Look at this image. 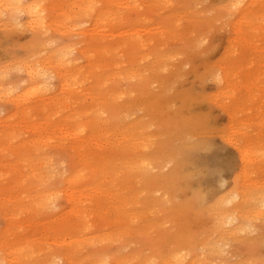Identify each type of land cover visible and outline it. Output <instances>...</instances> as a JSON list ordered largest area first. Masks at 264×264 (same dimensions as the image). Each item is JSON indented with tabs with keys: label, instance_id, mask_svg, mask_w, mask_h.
I'll return each instance as SVG.
<instances>
[{
	"label": "rangeland",
	"instance_id": "1",
	"mask_svg": "<svg viewBox=\"0 0 264 264\" xmlns=\"http://www.w3.org/2000/svg\"><path fill=\"white\" fill-rule=\"evenodd\" d=\"M52 1L56 3L58 10H52L51 2L47 0L41 2V6L44 8L43 14L46 17V27L38 32H34L37 29L30 30L25 26L28 22L25 15L18 16L17 24L19 25L6 27L0 24V79L2 82H0V86L3 84L0 87V164L10 165L18 154H24V152L42 157L47 156L53 164L51 167L52 179L49 181V187L52 189L50 194H52L53 199L45 209L39 212L36 219L46 223L53 219L56 211L61 212L69 209L71 192L69 189L61 187L63 181L60 182V180H62V175L68 172V168L75 158V151H71L69 147V142H73V137L67 134L59 138L55 133L49 132L44 141L40 142L36 132L23 123L22 117L25 114L19 112L24 111L28 114L30 111H40L44 104L53 101L64 105L63 110L65 111L74 109L75 102L83 104L84 99H86V87L89 86L91 78L87 72L93 70L86 58V55H90L94 56L97 63L95 70L100 73L101 70L97 66L101 65V62H110L108 72L104 73V77L115 76L118 69H112L114 62H122L121 76L117 81L110 80V82L112 81L111 89L114 92H119L112 99V104L113 111H121L122 109L124 112L127 111L125 116L128 114L126 121L128 125L135 124L134 122L130 123L133 119L135 122L138 120L136 125L137 123L143 125L145 123L146 127L149 126L150 129H145L146 132L143 125V128L137 126L146 135V139L150 137L157 142L163 140L162 143L169 142L168 139L172 137L170 140L172 143L181 144V140L179 139L180 143L176 139L180 138L182 133L183 135L187 133L188 135L185 136L189 137V140L193 138L190 141L193 140L192 142H196V145H200L201 148L202 145L208 147L210 152H208V148L203 147L204 149L201 150L207 153L206 155L203 152L201 154L199 149L193 148L195 144L191 142V146L193 145L191 150L193 152L195 150L193 162H196L194 164L190 162L189 165L186 163L185 167L183 166L186 171L183 170L184 168L182 171L186 174L184 176L188 177V173L200 167L196 172L190 173L191 175L199 174L198 177L194 175L195 179L197 178L194 184L186 178L179 180L181 182L178 180L173 182L168 178V215H162L160 211L153 210L151 213L154 214L150 212L149 214L154 219H151L152 222L154 221L151 222L152 225H155L146 224L147 228H150L149 230H146L145 224V230L137 231L136 226L137 232L135 229L132 230V232L135 231L133 233L130 232L131 229L128 230L130 233L123 240L89 245L83 254L98 251V254L116 252L120 256L128 257L129 255L132 258L135 253L147 256L156 250L159 251L160 248L165 249L164 252L168 251L170 254L173 248L184 245L185 252L191 254V257L196 256L197 259L199 257L205 259L206 257L208 261L211 259L213 264H264V209H261L260 214H258L259 209L254 208L257 205L252 206L254 209L248 205L249 214L253 215L254 210H258L255 220H252L251 214L247 213L251 217L246 222L251 225L249 226L253 230L251 229L252 232L247 230V232H241L237 235L230 234L234 239L237 237L238 241L226 236V238L231 239L229 241L223 236L228 235L225 234V231L230 230V227L227 224L224 225L227 226L228 230H226L220 222L222 216L218 215L220 206L222 207L221 214L223 210L226 211L228 206L237 205V200L241 198L239 195L244 190L241 191V194L239 191L249 185L248 181L250 184L253 183L252 187L256 183V187L254 186L252 191L258 192V194L262 192L261 194L264 195V190L261 192L256 191L259 189L255 190V188L264 189V0H92L95 9L91 11H89L91 5H87V0ZM243 8L245 9L242 15L240 10ZM254 14H256L255 17L259 15L256 22L255 17H253ZM243 17L244 19H242ZM134 40L140 41L138 49L131 46ZM143 42L146 47H140ZM127 44L131 45L127 47ZM54 49H63L68 52L66 54L72 51L71 55L68 56L69 60L76 64V68L67 73V86L59 88L61 77L50 74L39 80L50 93L43 97L27 98L23 100L21 107L11 103L13 96L21 94L26 85L29 84L28 75L24 69H21L23 68L21 66L26 63L29 64V61L32 62L30 65L33 63L36 65L42 57L43 59L46 58ZM134 54L138 55L132 58ZM159 54L162 57L159 63L161 69L156 68L159 70L152 72L153 69L151 68L158 60ZM33 58L39 60L34 61ZM19 61H22V64L19 65ZM58 71L64 72L66 69L61 66ZM76 71L82 73L77 74ZM136 71L139 72L136 73ZM138 74L146 76V78L144 76V81L141 79L143 75L139 78ZM139 79L141 80L138 81ZM248 81L249 84L247 85ZM146 85H148L147 88ZM246 91H249L250 97L246 96L244 93ZM138 104L142 105L139 106ZM132 105L137 107H133V109ZM29 114L33 116V119L42 118L41 114ZM61 125L69 126V120L62 118ZM188 126L189 128L194 126L196 130L193 129L194 127L189 129ZM180 129L184 131L181 132ZM163 131L168 136H165ZM179 132L181 135L178 134ZM190 133L196 135L197 141L194 136H189ZM128 134L125 137L129 143L128 141L126 142L128 145L124 143L125 153L122 149L123 155L121 157L124 158L125 154V158L131 159L132 156L130 157V155H134L135 152L132 153L130 149H134L132 146L138 137H135L134 140L130 133V139ZM85 135L83 134L82 137ZM162 136H165L163 137L165 141ZM187 137L182 136L181 138H185L188 143L190 141ZM130 140L132 142L134 140V143ZM204 140L206 143L208 140L211 141V143L208 142L209 146L204 142L201 143ZM45 141L50 142L49 145H45ZM138 141L142 142L140 138ZM199 142L201 144H198ZM160 143H158L160 148L161 146L164 148L163 145L167 144L166 142L161 143L162 145ZM172 143L167 144L169 157L166 155L167 151L164 153L168 160L171 159L170 162L173 158L171 156L174 155L171 151L172 148L181 146L174 145L175 143L172 146ZM189 145L188 143L187 147H190ZM211 145L214 147L213 149ZM167 146L165 145V149ZM254 148L255 150H253ZM249 150H252L255 155L260 153L255 156L251 154V151L248 152ZM126 151L129 153L127 154ZM71 154L73 155L71 156ZM243 157L248 158L247 161L245 159L246 163L242 161ZM250 159L252 163L253 161L255 163L254 166L251 164L252 170L254 168L255 171H250L251 168L246 167L247 163L251 161ZM49 162L43 161V163ZM199 163L204 164L200 166ZM243 166L246 168L245 170ZM170 167L171 164L168 165V170ZM247 168L249 172H247ZM211 172L212 174L214 172L215 175H212ZM204 174L209 176L205 177ZM241 176L246 180L244 181ZM200 177L203 179L201 180ZM257 181H259L258 184H261L258 185ZM38 182L40 181L36 179L30 183V190L34 194L41 191ZM158 184L149 187L151 189L157 187L152 189L153 191L149 194L151 189L148 188L149 191L146 190L147 192H145L144 183L142 186L138 185V188L135 185L136 189L135 186L134 189H143L145 196L157 194L155 196L157 197L160 196L161 191L156 193L154 191L160 190L159 186L162 183ZM7 185L11 187L13 183L10 182ZM242 185L245 186L242 188ZM0 186L2 189V184ZM180 187L183 190H180ZM237 189L239 190L237 191ZM245 190L249 192L250 189L246 187ZM201 191L203 193L199 194L198 192ZM255 192L253 195H256ZM198 194L200 195L199 198H197ZM202 195L206 197H202ZM253 195L250 196L254 197ZM14 196L17 200L22 199L23 191L19 186L16 187ZM261 196L260 199L262 200L264 197L261 198ZM257 197L259 198V195ZM0 199H4V197L0 195ZM142 199L145 197L141 196ZM145 201L146 199L142 201V204L145 205ZM0 202L2 203L1 200ZM218 203L224 205L218 206ZM144 205L142 208L145 209ZM2 207L3 205L0 206V233L7 228V223H9L7 220L9 221L10 218V216H6V210ZM214 213H216L215 217ZM261 213L263 217L256 218L258 215H262ZM217 216L218 218L221 216L220 221ZM248 216L247 218H249ZM215 218L222 225L223 228L219 225L222 232H220L221 228L218 230L217 227L219 226L215 225L217 224ZM27 219H24L23 216L17 223H23L28 227L26 233L31 231L28 233V236L29 234L31 236L36 231L33 230L32 226H29L31 224L30 219L28 220L29 224ZM143 222L144 220L139 222L141 228ZM214 222L216 223L214 224ZM30 228L32 229L30 230ZM219 232L224 234H221L222 240L218 245L217 241L219 242V240H216L217 237L215 238V236L216 234L219 236ZM166 239L168 242L165 241ZM223 239L229 242L226 241L227 247L225 245L223 246L225 248L220 249L221 245L224 244ZM213 240L216 241L213 242ZM210 241L213 244L216 242L217 246H213ZM208 242L209 244H207ZM52 243H54L53 240ZM156 243L158 244L156 245ZM109 245L112 247L108 248ZM211 245V248L214 249L215 247L214 250L210 248ZM207 247L216 253L217 251L218 253L222 251V253L213 254L215 252L212 253ZM217 247L218 250L216 251ZM54 248L56 249L55 245L52 249ZM207 250L212 253L210 257L211 254L208 252L210 258L203 256ZM5 253L9 254V251L0 249V260L2 259L0 264H8L5 262ZM65 259L58 260L57 258L54 264H68L67 259ZM210 261L209 263H211ZM42 264H51V261L44 260Z\"/></svg>",
	"mask_w": 264,
	"mask_h": 264
},
{
	"label": "bare ground",
	"instance_id": "2",
	"mask_svg": "<svg viewBox=\"0 0 264 264\" xmlns=\"http://www.w3.org/2000/svg\"><path fill=\"white\" fill-rule=\"evenodd\" d=\"M43 1L44 0H0V24L6 27L8 26L13 27L15 25H19L17 24L18 16L25 15L28 18L27 19L28 22L25 24V26L29 28L30 30L37 29L34 32L36 31L38 32L40 29L46 27L45 25L46 17L43 14L44 8L41 6V2ZM47 1L51 2L52 10L54 11L58 10V6L56 5V3H54L52 0H47ZM86 3L89 6L91 5L89 11L95 9V4L93 3L92 0H87ZM49 7L51 6L49 5ZM244 9L245 8L240 10L242 15L244 13L243 12ZM255 15L256 14H254L253 17H255ZM99 18H101V16H99ZM258 18H259V15L258 17H255V22H256V19ZM242 19H244V17ZM144 42L141 43L142 46L140 47H146V44H144ZM150 42H152V40H150ZM41 43L43 44V42ZM139 43L140 41L134 40V43H132V45L127 44V47L131 45L132 47L134 46L135 49H138L137 47ZM88 45H90L89 42H88ZM147 46H148V43H147ZM54 50L46 58L43 59L42 57V59L38 61L36 65H33L34 63L30 65L32 62L30 63L29 61V64L25 62L26 64L21 66L23 67L21 69H24L28 75L29 84L26 85V88L24 89V91H22L21 94L13 96L11 103L15 104L17 107H21V103L24 102L23 100L27 98L43 97L47 93H50V91L46 89L45 85L39 82L40 78L48 76L50 74H55L57 76L59 75L62 78V79L60 78L59 88L67 86L68 84L67 73L69 71L75 70L76 68V64L72 63V60H69V56H68V55H71L72 51L71 53L69 52V54H66L68 52L64 51L63 49H54ZM143 51L145 50L143 49ZM138 54H134L132 58H135V55H138ZM158 56H159L157 58L158 60L155 61V64H153V67L151 68L153 70L149 69L152 72L161 69L159 68V63L161 62L162 57H160V54ZM86 58L90 62L91 68L93 67V70L90 72H87L88 75L91 76V78H90L89 86L86 87V92H85L86 99H84L83 104H79L78 102H75L74 109L72 110L67 109L65 111L63 110L64 105H60L58 103H55V101H53L51 103L44 104L43 108L40 111H35V112L30 111L29 112V113L41 114L42 115L41 119H33L32 115H30L29 113L26 114V112L24 111L19 112L21 114H25V116L22 117L23 123L27 124L30 129L36 132V134L39 137L40 142L44 141V138H46L45 137L46 134L49 132L55 133V135L56 136L58 135L59 138H62L66 136L67 134L68 136L73 137V142H69L70 144L69 147L71 151H75L74 152L75 158L72 160V163L68 168V172H66V174H63L61 177L62 180H60V182L63 181L61 187L65 189H69L71 192L69 195V207H68L69 209L65 211H61V212L56 211L53 219L51 221H47L46 223L39 222L36 219V217L39 215V212H41L51 203V200L53 199L52 194H50L52 189L49 187L50 185L49 181L50 179H52L51 167L53 166V164H51V159L48 158L47 156L42 157L40 155H31L29 154L30 152H24V154H18V156L14 159L12 164L10 165L0 164V183L2 184V189L0 186V189H1L0 195L4 197V199H0L2 201V203L0 202L1 203L0 206L3 205L2 208L6 210V213H7L6 216H10L9 221L7 220V222H9L7 223L8 225L7 228L3 230L4 232L1 231L2 233H0V249L3 251H7V250L9 251V254L5 253L6 254V257L4 256L5 262H7L8 264H14V263L42 264L44 260H49L51 261V264H54V262L56 263L57 258L58 260H62L66 258L68 261V264H128V263H132V264H213L210 261L211 259L209 260L211 263H209V261L206 259L205 256L210 258L212 256V253L215 252V251H212L215 249V247L214 249L211 247L212 245L217 246V243L219 245V243L221 242L222 239L220 236L221 234H224V233H220V232H222V228L225 227L224 225L227 224L230 227V230L226 228L227 226L225 227V229L228 231H225L223 229L225 231V234L226 233L228 234V235H223L225 236V238L226 236H230V234L237 235L238 233H241V232H247V230L248 231L250 230V232H252L253 229L250 228L251 225L249 224L250 225L249 226L248 222L246 221H248V219H250L251 216L253 217L254 214H255L254 217L253 218L251 217V219L255 220L254 218L257 215L258 210L255 211L256 210L255 209L253 215L250 213L251 216H248L247 213L249 214L250 211L249 212L247 211L248 209L247 207L249 206L254 207L257 205L254 208L259 209L258 214H260L261 209L262 210L264 209V201H262L264 198L262 200L260 199L261 195H262L261 198L264 197V195L261 194L262 193L261 191H263L264 189L255 188V190L259 189L256 191H260L261 195L258 194V192L256 193L255 191H252L254 189L253 187L254 186L256 187L255 182H254L255 183L254 186L252 187L251 185L253 183L250 184L248 181L250 188H248L249 186L248 184H247L248 186H245L246 184L242 185V188L244 186L245 187L244 189H241L239 191L240 194H241V191L243 190H244L243 193L245 191L246 192L244 194L242 193L241 195H239L241 196L240 200H237L235 198V200L238 201L237 205L233 204L231 207L226 206L227 207V209H225L226 211L223 210L222 213L220 214V211L222 209L220 205L223 206L225 203L224 201H222L224 204L222 203L220 205L219 203L217 204L221 208L220 211L218 210L219 212L218 215L222 216L221 218L222 220L220 221L219 219L221 216L219 218L217 216V218L223 224V227L220 224V222H218V220L215 218L217 221L215 219L214 220L217 222V224H215L216 222H214V224L217 226L220 225L222 227L221 228L220 226L219 227L216 226L217 228H219L218 230H220L221 228L219 232L220 235L217 236L218 233L216 232L217 234L215 236V238L217 237L216 240L218 239L219 242L217 241V243L215 242L213 244V242L216 240H213V242L210 241V243H212V245L210 246L212 250L208 247L207 248L209 251L211 250L212 253L207 250L206 252L207 253L209 252L211 255L209 253L204 254L203 256L205 257V259H203L202 257L201 258L199 257L200 259L199 258L197 259L196 256L191 257V254L185 252L186 248L183 244H182L183 245L182 247L180 246V247H175L173 249L171 248L172 250L170 254H168V251L164 252L165 249L160 248L159 251L157 250L154 252L151 251L152 254L150 253V255H147V256L141 253L138 255L137 253H135V255H133L132 258L131 256L129 257V255L128 257L120 256V254H117L116 252L110 253V254L109 253L108 254L107 253L98 254L99 252L98 251L96 252L97 254L96 253H90V254H85V255L83 254L85 248H87L89 245H97V244H105V243H109L113 241H121L128 235V233L130 232L133 233L136 231V229L137 231H140V229L145 230V227H146V230L147 229L149 230L150 228H147V225H152V223L154 222V221L153 222L151 221L152 219L151 214H154V213H151L153 210H156L158 212L160 211L162 215H168V212H169L168 211V199H169L168 198V178H170L173 182H175V180L179 181V180H182L183 178H186L188 181L190 180V183L191 182H193V184L196 183L197 178L195 179L194 175L198 177L199 173L198 174L196 173L193 175H191L190 173H194L196 172V170L200 169L198 164L196 163L199 169H195V171L193 172L191 171L190 173H188V177L184 176L186 174L182 171V169L185 167L184 165L186 163H188L189 165L190 162L194 161L195 150L199 149V151H201V154H202L203 151L201 149L205 147L204 145H202V148H201L200 145L199 146L196 145L197 144L196 142L195 143L192 142L193 140L190 141L193 138L189 140L188 139L189 137L185 136V135H188L187 133L185 135H183L182 133V136L187 137V139L190 141L188 142L190 144L189 145L190 147H187L188 143L185 138H181L182 136L176 139L178 140L177 142H180L179 141L180 139L182 142V143L180 142L181 144H176L175 142H174L175 144L172 143L170 141L172 137L170 138L169 136L170 139L168 140L170 144L172 143V146L173 144L181 145V146H177L176 148H172V150L170 149L172 151V154H174L171 156L173 158H172V161L170 162L171 159L169 158L170 160H168L169 155H168V146H167L169 142L165 141V139L163 138L165 136H168L166 135L165 131H163L165 132L164 133L165 136H162V138L167 143L165 144L167 146L166 149H165V145H163L164 148L162 146L160 148V146L158 145V143L160 142L162 143L163 140L160 142H157L156 140H152L150 137H148L149 134L147 135L148 138L146 139L145 137L146 135H144V133L140 131V128H139V127H142L143 124L137 123V125L139 126L138 127L136 125V122L138 121L137 119H136L137 120L136 122L134 121V119L131 120L130 123L134 122L135 123L134 125H131V124L128 125L126 122L128 119L127 117L128 114L125 116V113L127 111L124 112L123 109L121 111H116V110L113 111L112 99L119 92H114L111 89L112 81L110 82V80L113 79V82L117 81L118 78L121 76L122 62H119V61L114 62L112 69H118L115 73V76L104 77V73L108 72V67H109L108 65L110 62L109 63L101 62V65L97 66V68L101 70V73H102L101 74L99 71L95 70V66L97 63H96V60L94 59V56L86 55ZM33 59H35L34 61L39 60V59L36 60V58H33ZM24 60H23V63H24ZM21 62L19 63V65L22 64ZM19 65L17 64V66ZM61 66H63L66 69V71L59 72L58 70ZM156 68H159V69L156 70ZM151 71H149V73H151ZM137 72L139 71H136V73ZM76 73L80 74L82 72L76 71ZM141 75L138 74L139 78L143 77L141 79L144 81L146 76L145 75L141 76ZM141 79H139L138 81H140ZM0 82H1V79H0ZM248 84H249V81L247 82V85ZM2 86L3 84H1L0 87ZM145 87L147 88L148 85H146ZM244 93H246L247 97H250L249 91H246ZM9 95H11V93H9ZM131 107L133 108L134 105H132ZM62 118H64L65 120H69V126L61 125ZM144 125L143 127L145 131V129H147L149 126L146 127V125L145 126ZM195 128L196 127H194L193 129ZM130 133L132 135V139L135 140L136 139L135 137H138L140 138L142 142H139L138 138L135 141V143H134V140L133 142L132 140H130V142L134 143V145L132 146L134 147V149L131 148L130 151L132 153L134 151L135 153L134 155L129 154L130 157L132 156L131 159L125 158V154L123 156L124 158H122L121 156L123 155V153H125L124 151L125 144L127 141L129 143V140H126L125 136L127 134L130 136ZM191 133L189 134V136L192 135ZM83 134H86V135L82 137ZM167 134H168V131H167ZM178 134L181 135L180 132ZM153 135H150V136H153ZM130 139H131V136H130ZM195 140L197 141V138H195ZM165 142H163L162 144H164ZM191 142L192 144H195L196 146L195 145L194 147L193 145L191 146ZM203 142L206 143L205 140L202 141L201 143ZM208 142L211 143V141L209 140ZM208 142L206 144H208L209 146ZM49 143L50 142H47V141L44 142L45 145H49ZM201 143L199 142L198 144H201ZM185 145L187 148L185 147ZM192 147L195 148L194 152L191 150L193 149ZM129 148H130V144H129ZM205 148H208V147H205ZM211 148L213 149L214 147H212L211 145ZM122 149L124 151L123 153H122ZM188 150H191V152H188ZM207 150L208 152H210L209 148ZM253 150H255V148ZM166 151H167L166 155L168 157H165L164 153ZM250 151H251V154L255 155V153L252 150H249L248 152ZM128 153L129 152H127V154ZM206 153L204 154L206 155ZM242 153L244 154L243 150H242ZM169 154L171 155L170 151H169ZM257 154L255 156H257ZM72 155L73 154H71V156ZM251 156H248V157H251ZM196 157L198 158V156ZM197 158L195 159L197 160ZM245 159L246 158H244L242 161H245ZM42 160L50 161V162L43 163ZM201 160H202V156H201ZM259 160L261 161L260 158ZM195 162H193V164ZM250 162L247 163V165L243 163L242 164L246 165V167L248 168H251L250 169L251 171L252 165L255 163L254 161L252 163V160ZM169 164H171V167L168 170ZM186 168H187V165H186ZM243 168L244 170L246 169L244 166ZM183 170H185V168ZM207 172H209V170H207ZM247 172H249V170ZM245 174L246 173H244V175ZM212 175H215L214 172ZM204 176L207 177L209 175L204 174ZM242 178L244 181L246 180L244 179V177ZM36 179L40 181L37 184L41 188V191L38 192L37 194H34V192L30 190V186H31L30 183ZM10 182H12L13 185L11 187H8L7 184H9ZM258 182L259 181H257V184ZM143 183L145 184V187L148 186L146 187L147 188L146 189L143 185V189H145V192L149 191L148 188L150 186H155V185H159L158 183H162V185L159 186L160 190L157 189L156 191H154V193L161 191L160 196L155 197L157 194L155 196H152V195L145 196L143 193L144 192L143 189L135 190L136 189L135 185H137V188H138V185L142 186ZM18 186L23 191V197L20 200L19 199L17 200L14 196V192L16 191V187ZM134 186H135V189H134ZM246 187L247 189H250L251 191L249 190V192H247L248 190H245ZM155 188L157 187H153L152 189L154 190ZM152 189L148 192V194L153 191ZM181 189L182 188L180 187V190ZM200 189L202 190V187ZM238 190L239 189H237V191ZM254 192L256 193L257 196L259 195V198L255 194L253 195ZM198 193L199 194L203 193V191L198 192ZM206 193H204V195H206ZM199 194L197 195V198L200 197ZM214 194H215V191H214ZM204 195H202V197ZM250 195H253L254 197ZM141 196H144L146 199L145 205L142 204V201L145 199L141 200ZM239 196H236V197H239ZM230 198L232 197L230 196ZM254 203L256 204L251 205ZM259 204L261 205L258 206ZM143 205L146 207L145 208L146 210L142 208ZM217 205L216 207L218 208ZM216 207L215 209H217ZM253 207L251 209H254ZM149 212L151 214H149ZM218 212L216 211V213ZM216 213H214V217L216 216L215 215ZM23 216H24V219L28 218L27 222L30 219L29 222L31 224L29 226H32L34 228L33 230L36 231L31 236L30 234L28 236V233H30L31 231L26 233V230L28 229V227L23 225V223L21 224L17 223L18 220H21ZM247 216L249 218H247ZM259 216L263 217V214L258 215L256 218H258ZM224 219L227 220V222H225ZM143 220L145 223L143 222V225H142L143 227L141 228L139 226V222ZM144 224L145 225L147 224V225L144 227ZM154 225L155 224H153L152 226ZM136 226L137 228L135 229ZM31 229L32 228H30V230ZM133 229H135V231L132 232ZM33 230H32V233H33ZM128 230H130V232ZM43 235L44 237H42ZM231 237L233 238V236H230V238ZM230 238H228L229 241L232 239ZM236 238L237 237H235V239ZM50 240L51 242H49ZM52 240L54 241V243H52ZM236 240L238 241L239 239H236ZM165 241L168 242V239H166ZM226 241L228 240H224L223 241L224 244L221 243L222 245L220 249L226 245L227 243ZM157 244L158 243H156V245ZM207 244H209V242ZM54 245L56 246V249L54 248L55 250L52 249ZM111 247L112 246L109 245L108 248H111ZM217 250H218V247L216 248V251ZM217 253L215 252L213 254H217ZM221 253L222 251L219 252L218 254H221ZM208 255H210V257Z\"/></svg>",
	"mask_w": 264,
	"mask_h": 264
}]
</instances>
